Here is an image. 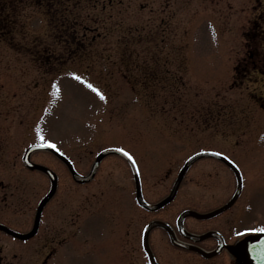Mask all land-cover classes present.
<instances>
[{"label": "rangeland", "instance_id": "obj_1", "mask_svg": "<svg viewBox=\"0 0 264 264\" xmlns=\"http://www.w3.org/2000/svg\"><path fill=\"white\" fill-rule=\"evenodd\" d=\"M124 2L130 6L117 4L121 13L110 26L87 30L85 48L73 39L54 46L58 52L69 46L63 53L37 47L55 44L45 0L0 6L16 22L15 32L5 26L0 33V221L16 231L30 229L49 187L44 173L23 163L33 143L54 142L81 173L102 148H124L150 201L167 192L185 158L203 149L244 152L246 188L261 180L250 153H264V65L262 72L236 67L250 50L264 57V0ZM83 36L80 30L75 39ZM43 53L50 58L44 61ZM30 158L57 173L56 191L36 235L19 239L0 230V264H41L48 251L53 255L46 264H129L130 247L131 264H144L138 246L152 214L136 205L123 157H104L85 184L49 150ZM208 168L206 159L192 165L168 212L188 206L190 196L208 208L207 187L215 183ZM213 172L224 176L214 192L233 187L229 172ZM255 186L257 207L243 221L264 220V183Z\"/></svg>", "mask_w": 264, "mask_h": 264}, {"label": "flooded vegetation", "instance_id": "obj_2", "mask_svg": "<svg viewBox=\"0 0 264 264\" xmlns=\"http://www.w3.org/2000/svg\"><path fill=\"white\" fill-rule=\"evenodd\" d=\"M256 53H258L257 50H251L250 54L244 57L240 70L262 72L261 65H264V57ZM212 149L228 157L238 166L243 176V185L236 193L237 178L233 169L220 156L212 155L202 158L207 160L208 176L215 179V183L207 187L210 200L208 208H204L202 200L190 196L185 200H188L190 204L175 212H168L171 211L169 205L173 200L160 208L146 210V213L152 216L144 221V225L152 220H158L165 222L167 226H155L149 231L148 247H144L142 239L140 240L138 250L144 264H150L151 255L158 264H264V231H251V229H264V220L243 221L244 218L246 220V215L257 207L256 195L259 189L255 185L264 183V153H250L255 166L253 169L259 170L261 180H255L249 188H246L245 171L250 167V163L245 153L239 152L235 155L217 148ZM215 168H223L232 175L233 187L230 189L224 187L219 192H214V187L224 178L218 172H213ZM165 195L166 193L162 197ZM228 203L230 204L227 208L213 216L200 218L188 215L181 223L178 222V215L185 208L199 213H208ZM205 234L208 236H203ZM132 251L130 247L127 253L125 252L129 264L133 262V259H130Z\"/></svg>", "mask_w": 264, "mask_h": 264}, {"label": "trees", "instance_id": "obj_3", "mask_svg": "<svg viewBox=\"0 0 264 264\" xmlns=\"http://www.w3.org/2000/svg\"><path fill=\"white\" fill-rule=\"evenodd\" d=\"M4 2L5 0H0V6H3ZM45 3H47L49 13L51 14L48 24L51 32H53V37L51 35L52 41L64 42L65 40L69 41V39H73V42H79L83 48H85L84 41L87 30L93 32L99 30L101 27L110 26L113 17L121 13L117 4L123 3L127 7L130 6L124 0H110L108 5L105 0H45ZM5 4L7 8V1ZM1 13L3 12H0V33L3 34L5 26H8L9 30L14 31L13 21L15 18L11 19L7 11L6 16H4L5 13ZM4 19L7 22H4ZM80 30L84 31V36L79 41L75 38L77 32ZM57 31L59 32L57 33ZM61 35H66L68 38L65 36L63 38Z\"/></svg>", "mask_w": 264, "mask_h": 264}, {"label": "water", "instance_id": "obj_4", "mask_svg": "<svg viewBox=\"0 0 264 264\" xmlns=\"http://www.w3.org/2000/svg\"><path fill=\"white\" fill-rule=\"evenodd\" d=\"M41 147H44V146H42V145H32V146H30V147L26 150V152H25V154H24V156H23L24 163H25L28 167H30V168H36V169L42 170L43 172H45V173L48 175V177H49V179H50V182H51V185H50V188H49L48 192H47L46 195H45V196L39 201V205H38L37 212H36V215H35V221H34V225H33L32 230L29 231L28 233H18V232H15V231H13V230L7 228L6 226L0 224V228H3V229H5L6 231H8L9 233H11V234H13V235H16V236H19V237H21V238H27V237L33 235V234L36 232V230H37V226H38V222H39V218H40V214H41V210H42V208H43L45 202L51 197V195L54 193L55 188H56V183H57V175H56V173H55L53 170H51L49 167L44 166V165H41V164H38V163H35V162H32V161H30V159H29V153H30L32 150L37 149V148H41ZM50 149H51L52 151H54L57 155H59V157H61V158H62V159L68 164V166H69V168H70V170H71V173H72L73 178H74L76 181H78V182H85V181H87V180H89V179L92 178V176H93V174H94V172H95V169H96L98 163L100 162L101 158H102L105 154L110 153V152H116V153H119V154L124 155L122 152L119 151V149H115V148L105 149V150H103L102 152H100V153L98 154L96 160L94 161V163H93V165H92V168H91L90 172H89L88 174H86V175H83V174L77 172V171L74 169L72 163L69 161L68 158H66L65 156H63V155L60 154L59 152H57L55 149H53V148H50ZM210 153H211V152H209V151H202V152L196 153L195 155H193L192 157H190V158L187 160V162L185 163V165L183 166V168L181 169V171H180V173H179V175H178V177H177V179H176V181H175V183H174V185H173V188H172V191H171L170 195H169L167 198H165L163 201H161L159 204H156V205H153V206L151 205L150 207H152V208H153V207H158V206L164 204L165 202H167L168 200H170V199L173 197L174 193H175V190H176V188H177V186H178V184H179V182H180V179H181V177H182L184 171L188 168V166L191 164V162H193L195 159H197V158H199V157H201V156H205V155H208V154H210ZM124 156H125V155H124ZM126 157L129 159L128 156H126ZM187 213H194V212H192V211H186V212L183 213V215H186ZM150 226H151V225H150ZM150 226H149V227H150ZM147 230H148V228H147Z\"/></svg>", "mask_w": 264, "mask_h": 264}, {"label": "snow or ice", "instance_id": "obj_5", "mask_svg": "<svg viewBox=\"0 0 264 264\" xmlns=\"http://www.w3.org/2000/svg\"><path fill=\"white\" fill-rule=\"evenodd\" d=\"M73 75H75V74H73ZM76 79L80 80L81 77L76 76ZM83 83H85L89 89L96 92V94L100 97L101 100L105 99L104 94L98 88H95L93 84L89 83L88 81H83ZM42 139H43V137H42ZM45 145L52 147V148H56L55 143L52 141H45ZM119 151L122 152L125 156H128L130 160L133 159L131 157V155L125 149L121 148V149H119ZM133 163H135L134 160H133ZM251 231H264V229H251Z\"/></svg>", "mask_w": 264, "mask_h": 264}]
</instances>
